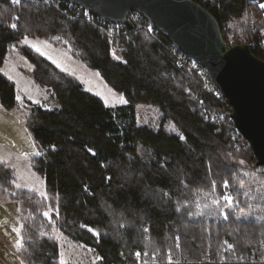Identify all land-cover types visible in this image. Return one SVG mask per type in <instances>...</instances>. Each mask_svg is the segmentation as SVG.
Returning a JSON list of instances; mask_svg holds the SVG:
<instances>
[{"label": "trees", "instance_id": "obj_1", "mask_svg": "<svg viewBox=\"0 0 264 264\" xmlns=\"http://www.w3.org/2000/svg\"><path fill=\"white\" fill-rule=\"evenodd\" d=\"M192 1L215 17L225 43L249 44L264 61V48L256 46L264 40V0ZM87 16L62 0H0V68L16 48L52 106L23 105L39 151L31 168L43 178L46 197L16 190L12 170L0 164V197L9 194L19 207L20 258L60 264L56 230L96 250L103 262L93 264H131L136 250L160 260L170 254L176 264H264V167L241 136H228L230 120L216 125L203 113L228 114V103L176 65L159 32L148 36L124 24L111 40ZM25 37L67 49L127 103L105 106L22 46ZM137 104L159 110L156 129L139 125ZM0 107H18L15 85L1 72Z\"/></svg>", "mask_w": 264, "mask_h": 264}, {"label": "water", "instance_id": "obj_2", "mask_svg": "<svg viewBox=\"0 0 264 264\" xmlns=\"http://www.w3.org/2000/svg\"><path fill=\"white\" fill-rule=\"evenodd\" d=\"M109 25L139 13L182 53L201 65L231 107L227 117L264 167V61L249 44L225 49L218 21L192 0H62Z\"/></svg>", "mask_w": 264, "mask_h": 264}, {"label": "rangeland", "instance_id": "obj_3", "mask_svg": "<svg viewBox=\"0 0 264 264\" xmlns=\"http://www.w3.org/2000/svg\"><path fill=\"white\" fill-rule=\"evenodd\" d=\"M27 40L28 42L25 43V38L22 39L21 45L30 48L51 62L61 72L75 77L83 84L86 91L99 97L105 106L115 109L127 103L123 95L112 90L97 71L73 59L67 49L55 47L48 41L36 37L27 38ZM31 45H37L46 55H41ZM53 60L56 63H53ZM0 72L14 83L16 100L17 96L20 97V101L17 100L16 109L7 111L0 107V164H5L12 170L16 190L35 192L40 198H45V182L31 168V159L38 156L39 151L27 129L25 122L27 112L23 105L28 101L43 108H52L49 96L44 88L35 84L32 77V65L17 52L16 48L7 54ZM136 111L139 125L153 130L157 128L160 112L155 106L137 104ZM170 128L167 127V130ZM228 157L230 162L243 163L232 156ZM8 197L9 194L0 197V264H25L19 256L20 244L17 243L20 242L21 227L19 207ZM52 235L58 240L61 248L60 264L62 260L64 264H84L85 262L93 264L95 262L91 258L92 251L83 245L72 242L56 230Z\"/></svg>", "mask_w": 264, "mask_h": 264}, {"label": "built area", "instance_id": "obj_4", "mask_svg": "<svg viewBox=\"0 0 264 264\" xmlns=\"http://www.w3.org/2000/svg\"><path fill=\"white\" fill-rule=\"evenodd\" d=\"M87 19L91 20V17H94L87 13ZM98 22V25H100L102 28V31L107 33L108 37L112 40L116 35H118L121 31H119L121 26H114L109 25L105 21L96 18ZM126 24H129L130 26L138 27L139 29L145 31L147 35H151L153 31H156L155 28H153L146 20L143 19V17L137 13V12H130L127 15L126 18ZM234 39L230 38L228 43H225V49H228L232 46H234ZM260 49L264 48V40H259L257 42V45ZM169 53L170 55L175 59L176 65L180 68H185L189 74H193L196 76L197 80L201 84L202 90H205L209 92L214 97H217L221 102H227L226 99L223 97V95L219 92V90L216 88L215 84L213 83L212 79L210 78L207 71L199 64L194 62L192 59L187 57L184 53H182L175 45L170 44L169 46ZM229 105V104H228ZM229 113L231 112V107H228ZM203 113L205 115V118L215 123L216 125H219L220 122L224 119L230 120L227 115L224 114L221 110H206L203 109ZM231 122V128L229 129L228 136L231 138L232 141L238 142V137L241 136L239 132L235 129L232 121ZM238 148H241V146H238ZM137 253H140V256L137 257ZM91 258L94 261L103 262L102 257L98 254L96 250H92ZM171 260V264H176L174 258L172 255L168 254L165 259L160 260L156 257H149L145 253H141L139 250H136L135 253L132 256V263L131 264H169V261ZM219 264H222L219 263Z\"/></svg>", "mask_w": 264, "mask_h": 264}, {"label": "snow or ice", "instance_id": "obj_5", "mask_svg": "<svg viewBox=\"0 0 264 264\" xmlns=\"http://www.w3.org/2000/svg\"><path fill=\"white\" fill-rule=\"evenodd\" d=\"M13 2H14V3H19L20 0H13ZM260 7H261V8H264V4H261ZM11 27H12V28H16V25H15V24H12ZM56 39H59V37H56ZM27 42H28L27 37H25V43H27ZM31 46H32L37 52H39L41 55H46L44 52L41 51V49H40L37 45H31ZM53 63H56V61L53 60ZM58 66H59V65H58ZM17 100L20 101V97H19V96H17ZM34 102H37V101H34ZM125 102H126V101H125ZM17 186H18V185H17ZM227 186H228V182L225 181V187H227ZM224 198H225L226 201H229V202H231V200H232V197H231V196H225ZM44 215H45V216H48V213L45 212ZM225 218H227V217H225ZM13 231H17V230H16V229H13ZM17 243L20 244L19 241H18ZM225 243H227V242H225ZM228 247L230 248L231 245H228ZM145 254H146V253H145ZM136 255H137V257H139V256H140V253H137ZM61 264H64L63 260L61 261ZM169 264H171V260L169 261Z\"/></svg>", "mask_w": 264, "mask_h": 264}]
</instances>
